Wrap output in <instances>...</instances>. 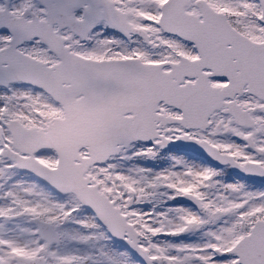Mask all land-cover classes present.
<instances>
[{
    "label": "snow or ice",
    "instance_id": "snow-or-ice-1",
    "mask_svg": "<svg viewBox=\"0 0 264 264\" xmlns=\"http://www.w3.org/2000/svg\"><path fill=\"white\" fill-rule=\"evenodd\" d=\"M0 264H264V0H0Z\"/></svg>",
    "mask_w": 264,
    "mask_h": 264
}]
</instances>
